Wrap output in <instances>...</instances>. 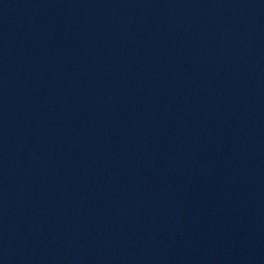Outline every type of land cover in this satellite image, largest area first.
Returning a JSON list of instances; mask_svg holds the SVG:
<instances>
[{
    "label": "water",
    "instance_id": "95a60500",
    "mask_svg": "<svg viewBox=\"0 0 264 264\" xmlns=\"http://www.w3.org/2000/svg\"><path fill=\"white\" fill-rule=\"evenodd\" d=\"M0 264H264V0H0Z\"/></svg>",
    "mask_w": 264,
    "mask_h": 264
}]
</instances>
